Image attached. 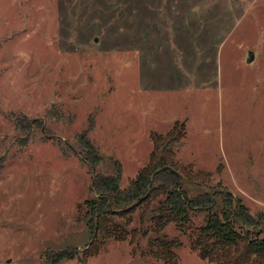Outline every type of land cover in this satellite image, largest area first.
<instances>
[{
	"label": "rangeland",
	"instance_id": "1",
	"mask_svg": "<svg viewBox=\"0 0 264 264\" xmlns=\"http://www.w3.org/2000/svg\"><path fill=\"white\" fill-rule=\"evenodd\" d=\"M176 122L195 191L264 217V0H0V264H213L174 223L141 225L142 207L124 239L90 246L94 173L119 160L128 187ZM158 236L181 240L175 256Z\"/></svg>",
	"mask_w": 264,
	"mask_h": 264
},
{
	"label": "trees",
	"instance_id": "2",
	"mask_svg": "<svg viewBox=\"0 0 264 264\" xmlns=\"http://www.w3.org/2000/svg\"><path fill=\"white\" fill-rule=\"evenodd\" d=\"M19 123L28 127L25 120ZM186 128L184 122H176L166 134L153 132L154 149L150 160L126 188L121 187L123 164L119 160L112 159V173H94L91 197L84 202L86 209L83 211L84 204L80 206L92 237L90 246L100 236L124 239L129 234L127 215L142 207L141 225L151 224L156 233L162 234L174 223L181 231L189 233L191 248L210 263L264 264V217L250 214L241 199L226 190L218 191L216 196L210 190L195 191L201 183H197L177 159ZM92 129L90 126L78 137L85 150L83 161L93 169L98 168L104 158L88 136ZM198 214H204L201 225L194 221ZM152 240L158 241L168 258L175 256L182 244L179 239L169 241L161 236Z\"/></svg>",
	"mask_w": 264,
	"mask_h": 264
},
{
	"label": "water",
	"instance_id": "3",
	"mask_svg": "<svg viewBox=\"0 0 264 264\" xmlns=\"http://www.w3.org/2000/svg\"><path fill=\"white\" fill-rule=\"evenodd\" d=\"M255 55H254V52H250L249 53V58H248V61H252L254 59ZM229 192V191H228ZM231 193V192H229ZM236 215H237V212H236ZM238 221H239V218L237 217ZM240 222V221H239Z\"/></svg>",
	"mask_w": 264,
	"mask_h": 264
}]
</instances>
